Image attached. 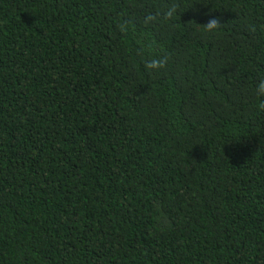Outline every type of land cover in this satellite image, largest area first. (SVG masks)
Listing matches in <instances>:
<instances>
[{
    "label": "trees",
    "instance_id": "1",
    "mask_svg": "<svg viewBox=\"0 0 264 264\" xmlns=\"http://www.w3.org/2000/svg\"><path fill=\"white\" fill-rule=\"evenodd\" d=\"M262 77L264 0H0V264H264Z\"/></svg>",
    "mask_w": 264,
    "mask_h": 264
},
{
    "label": "clouds",
    "instance_id": "2",
    "mask_svg": "<svg viewBox=\"0 0 264 264\" xmlns=\"http://www.w3.org/2000/svg\"><path fill=\"white\" fill-rule=\"evenodd\" d=\"M215 27H216V22L213 21L209 25V29L211 30L214 29ZM156 67H159V64L155 62L149 65V68H156ZM255 93L258 98L257 107L260 108L261 110H264V101L259 100L260 97H264V77H262L259 84L255 86Z\"/></svg>",
    "mask_w": 264,
    "mask_h": 264
}]
</instances>
